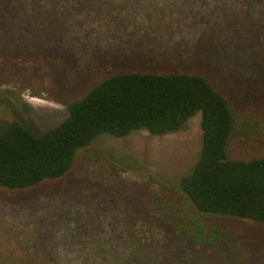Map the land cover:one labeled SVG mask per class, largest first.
Here are the masks:
<instances>
[{"label": "rangeland", "instance_id": "374dc122", "mask_svg": "<svg viewBox=\"0 0 264 264\" xmlns=\"http://www.w3.org/2000/svg\"><path fill=\"white\" fill-rule=\"evenodd\" d=\"M102 2L0 35V133L16 120L41 136L99 79L178 67L227 96L229 158L264 154V0ZM200 139V113L160 136L103 134L62 178L0 190V264H264L262 223L230 219L241 236L209 249L177 232L178 218L200 216L177 190Z\"/></svg>", "mask_w": 264, "mask_h": 264}, {"label": "trees", "instance_id": "16d2710c", "mask_svg": "<svg viewBox=\"0 0 264 264\" xmlns=\"http://www.w3.org/2000/svg\"><path fill=\"white\" fill-rule=\"evenodd\" d=\"M102 1L0 0V35L41 30L33 20L43 16L55 19L81 11L95 15V6ZM197 113L201 128L198 156L178 178L177 190L200 216H181L174 226L190 244L207 249L223 246L241 236L230 219L264 224V154L229 158L234 113L227 96L202 71L169 67L111 74L71 102L66 118L41 136L11 121L0 133V190L20 191L62 178L72 168L77 152L100 135L124 137L146 130L160 136L181 130ZM163 223L170 225L167 220Z\"/></svg>", "mask_w": 264, "mask_h": 264}]
</instances>
